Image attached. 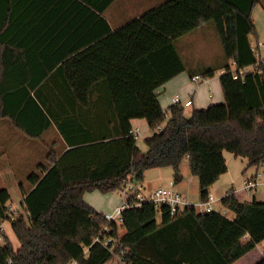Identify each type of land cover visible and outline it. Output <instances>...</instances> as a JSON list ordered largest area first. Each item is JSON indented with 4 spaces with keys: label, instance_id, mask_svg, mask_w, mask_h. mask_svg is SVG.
I'll return each mask as SVG.
<instances>
[{
    "label": "trees",
    "instance_id": "1",
    "mask_svg": "<svg viewBox=\"0 0 264 264\" xmlns=\"http://www.w3.org/2000/svg\"><path fill=\"white\" fill-rule=\"evenodd\" d=\"M258 3L169 0L114 32L93 58L66 60V88L48 90V80L29 83L30 89L0 85L1 116L27 139L46 145L47 138L46 158L22 186V210L12 221L21 247L16 251L0 233V264H107L114 257L125 264H234L264 242V203H244L233 193L207 214L191 207L173 217L166 205L144 203L125 210L121 224H109L84 200L86 193L119 192L128 178L142 184L151 169L172 168L177 186L187 161L205 203L228 171L225 152L247 159L248 167H264V63L250 42ZM16 13L0 8L3 56L2 36ZM207 23L222 53L188 68L176 41ZM251 67L234 80V73ZM186 71L204 79L222 72L225 102L190 115L180 104L163 111L157 90ZM132 120L148 123L146 152L131 133ZM11 200L0 189V223L13 214Z\"/></svg>",
    "mask_w": 264,
    "mask_h": 264
},
{
    "label": "crops",
    "instance_id": "2",
    "mask_svg": "<svg viewBox=\"0 0 264 264\" xmlns=\"http://www.w3.org/2000/svg\"><path fill=\"white\" fill-rule=\"evenodd\" d=\"M167 1L169 0H2L1 9L3 7L5 9L14 8L17 13L15 14L16 18H13L7 25L8 30L2 36L7 47L4 56L1 55L0 47V85H4L6 89H19L24 86L30 89L29 83L48 80V87L46 86L48 90L66 88L63 87L65 81L63 64L66 60L79 58L82 55L93 58L95 54L99 53L98 48L103 50L104 46L106 47L110 43L114 32ZM252 18L257 33L250 36V42L253 49L257 51L259 62L264 63L263 0H259V3L254 7ZM176 45L188 68L196 67L199 64H208L222 53L212 23L204 24L197 31L177 40ZM88 64L87 68H93V62ZM78 69H83V67L77 66L76 70L78 71ZM252 69V67L249 68V70ZM46 76L48 77L46 78ZM221 76L222 72H219L212 78H201V81L193 82L188 71L181 73L157 90L163 111H167L174 105L172 100L177 95L193 101V105L186 109L187 115H190L194 110H204L213 105L224 103ZM104 92H106V88H104ZM108 101L107 98L99 99L102 106L107 105ZM69 103L79 105L74 100H70ZM7 121L13 127L11 121L1 116L0 107V133ZM131 122L133 129L144 132L145 140L152 135L145 120H132ZM34 141L39 142V140ZM139 148L142 152L147 151L146 145L144 148ZM46 150L47 147H41L43 161L46 158ZM224 156L228 171L213 186L216 194L213 195L218 200L216 206L229 193L235 194L244 203L246 195L249 196V203L254 201L264 203V192H261V188L264 187V167H248L247 159L236 158L228 152H225ZM185 167V171L181 170L183 182L177 185L176 189L187 199L186 181L189 174L187 165ZM0 168L4 169L5 166L1 164ZM259 175L261 176L259 186L254 189H246L248 182L255 181ZM173 178L174 170L170 167L151 169L145 172L142 185L145 190L149 189L148 193H150L153 188L161 187L168 181H173ZM193 178L194 180L191 179L197 183V178L195 176ZM241 179L243 187L238 189L235 187V182L239 183ZM17 186L19 187V201L16 205H10V210L20 212L24 198L23 185L17 183ZM24 187L26 186L24 185ZM0 189H7L11 194V191L3 183L0 184ZM11 199H13L12 194ZM84 200L104 215L115 212L122 202L118 192L86 193ZM222 213L229 219L235 218V215L229 211ZM1 226L2 233L10 240L14 249L19 250L21 246L13 232L12 222L3 221ZM121 234H124V231H121ZM263 256L264 242L234 264H257ZM107 264L125 263L121 258L114 257Z\"/></svg>",
    "mask_w": 264,
    "mask_h": 264
},
{
    "label": "rangeland",
    "instance_id": "3",
    "mask_svg": "<svg viewBox=\"0 0 264 264\" xmlns=\"http://www.w3.org/2000/svg\"><path fill=\"white\" fill-rule=\"evenodd\" d=\"M264 1V0H263ZM3 131L0 133V165L5 166L4 169L0 168V184H4L10 191L13 196L12 202L9 205H16L19 201V187L17 183L23 186H27L28 177L36 171L38 164L43 162V154L41 153V147L47 146V138L44 139L46 145H43L42 142L30 140L24 137L23 133L11 127V124L7 121L5 122ZM138 145L141 148H144L145 138H142L138 141ZM187 165L188 171V180L186 185V191L188 192L187 201L192 204H199V184L198 181L195 183L193 180V175L190 172L189 165L187 161H184L182 169L185 171V166ZM193 180H192V179ZM198 180V179H196ZM26 182V184H25ZM171 181H168L163 186H157L153 188L155 191L160 188L169 189ZM235 187H243V180L240 182H235ZM149 189L143 191L146 195L148 194ZM261 192H264V187L261 188ZM214 193V190H212ZM245 203H249V196H244ZM218 208V205L216 206Z\"/></svg>",
    "mask_w": 264,
    "mask_h": 264
},
{
    "label": "built area",
    "instance_id": "4",
    "mask_svg": "<svg viewBox=\"0 0 264 264\" xmlns=\"http://www.w3.org/2000/svg\"><path fill=\"white\" fill-rule=\"evenodd\" d=\"M249 72V68L247 69H240L238 73H234L233 77L234 80H242L245 78L246 74ZM193 82L201 81L199 76L194 77ZM173 104L177 105L180 104L185 108H188L193 105L192 100H187L182 98L181 96L177 95L173 98ZM132 135L139 141L143 138L144 132L139 129H133L131 132ZM261 181V176L259 175L255 181L248 182L246 189H254L259 186ZM169 189L160 188L155 191H152L148 194H144L143 191L145 190L142 184H137L132 181L131 178H128L124 181L121 190L118 192L122 198L121 205L117 210L110 214H105L106 221L111 224L116 222L121 224L123 221V212L128 209H132L135 207H142L144 203H152L157 206L166 205L170 211L171 216H179L187 209L191 207H195L197 212L200 214H207L216 211L215 205L218 202L213 194H210V198L205 203L199 204H192L187 201L186 198L176 189L177 186L175 185L174 181H171ZM12 211V210H11ZM17 210L12 211V215H10L9 219L6 221L12 222ZM3 232V228L0 223V233ZM247 236L244 237L247 240ZM0 241H2V237L0 235ZM110 241H105L104 245L108 246ZM69 264H78V262L73 261Z\"/></svg>",
    "mask_w": 264,
    "mask_h": 264
}]
</instances>
